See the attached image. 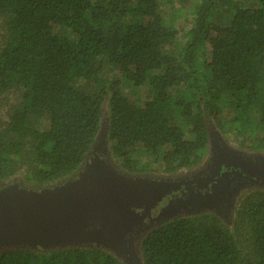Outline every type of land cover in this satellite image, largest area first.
Returning <instances> with one entry per match:
<instances>
[{"label": "trees", "instance_id": "trees-1", "mask_svg": "<svg viewBox=\"0 0 264 264\" xmlns=\"http://www.w3.org/2000/svg\"><path fill=\"white\" fill-rule=\"evenodd\" d=\"M142 86L149 98L132 99ZM217 133L264 150V0H0V183L50 187L103 148L126 173L189 170ZM215 169L134 212L157 218L250 175L229 160ZM138 248L141 264H264V191L240 200L232 227L174 217ZM0 264L127 263L94 245L3 244Z\"/></svg>", "mask_w": 264, "mask_h": 264}, {"label": "rangeland", "instance_id": "rangeland-1", "mask_svg": "<svg viewBox=\"0 0 264 264\" xmlns=\"http://www.w3.org/2000/svg\"><path fill=\"white\" fill-rule=\"evenodd\" d=\"M192 4V0H190ZM185 16L182 19L173 20L174 24L178 28L180 26H190L191 15L190 10L186 8ZM167 19H171V15L168 9ZM131 98L134 100L143 101L149 98L150 92L146 86H142L138 89L130 90ZM8 102L13 101L12 97L7 98ZM225 115L228 114L226 110ZM238 140V136L234 134H220L214 135L213 143L207 150L203 162L200 166L193 168V170L202 168L208 163L210 159L214 160L220 158L223 160H233L239 163L243 168H251L255 170V176L261 175L264 171V150H253L242 146ZM242 143V142H241ZM223 159V160H222ZM98 166L104 165L114 177L108 176V173L102 177L105 180L114 181L115 183L131 188L137 193L136 198L139 200H146L149 196L153 195V198L147 199L152 201L155 207L158 203V199L165 193L169 186H173L180 179L185 178L189 170H179L176 172H164L163 170L154 171L145 170L142 173H126L118 168V164L113 160L112 154L109 153L107 148H103L100 155L93 159ZM92 161H87L81 170L77 174L71 176L63 181L57 182L50 187L43 189H34L30 185H25L21 175L14 177L13 179L0 183V202H6L16 198H37L46 196V192L55 194L56 190L60 187H69L78 183L82 177H85L89 172ZM96 165V166H97ZM108 165L110 167H108ZM155 165V164H153ZM157 166V165H155ZM192 170V171H193ZM115 173V174H114ZM255 180V179H254ZM264 191V185L258 184L253 180H237L226 185L215 195H206L201 198L190 200L188 202L180 203L172 209L162 213L157 218H143L134 219L128 218L127 221L120 225H113L110 227L109 235H73L68 239H74L80 241L86 246H99L114 255L124 260L127 264H141L140 251L138 248L139 241L142 235L155 223H159L170 218L179 216H196L200 214L216 215L221 218L225 223L232 227V218L234 217L235 210L238 208L240 200L252 192ZM58 191V190H57ZM55 192V193H54ZM134 192V193H135ZM58 194V193H57ZM155 202H154V201ZM44 249L45 246L37 244L35 249Z\"/></svg>", "mask_w": 264, "mask_h": 264}, {"label": "water", "instance_id": "water-1", "mask_svg": "<svg viewBox=\"0 0 264 264\" xmlns=\"http://www.w3.org/2000/svg\"><path fill=\"white\" fill-rule=\"evenodd\" d=\"M92 163L78 183L60 187L55 194L46 192L43 197H14L0 202V245L28 244L35 248L40 243L52 248L82 244L81 240L68 238L78 234L110 236L113 225L132 217L143 219L133 208H150L153 203L147 199L153 195L144 201L137 199L131 188L102 177L106 173L114 177L107 167Z\"/></svg>", "mask_w": 264, "mask_h": 264}, {"label": "flooded vegetation", "instance_id": "flooded-vegetation-1", "mask_svg": "<svg viewBox=\"0 0 264 264\" xmlns=\"http://www.w3.org/2000/svg\"><path fill=\"white\" fill-rule=\"evenodd\" d=\"M219 161H221V160H220V158L217 159V157L214 160L210 159L208 161V163L205 164V166H203L202 168L199 167L198 169H195V170L192 169L193 171L190 170L191 172H188V174H186L185 178L180 179L179 182H176V184H180V183H188V184L190 183L191 184V183L198 182L199 180H204L208 177L213 176L216 173L215 164H217ZM230 161H233V160H230ZM244 169H246V171H248L251 176L255 173V170H253L251 168H244ZM250 175H238L233 180L228 181L227 184H225L223 186V188L226 185L230 184L231 182H234L237 180H243V179H244V181L245 180H247V181L253 180L258 184L264 185L263 183H259L256 180H254V178L251 177ZM261 175L264 176V171H262Z\"/></svg>", "mask_w": 264, "mask_h": 264}]
</instances>
